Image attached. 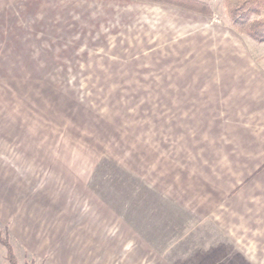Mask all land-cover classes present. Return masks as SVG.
<instances>
[{"label": "rangeland", "instance_id": "374dc122", "mask_svg": "<svg viewBox=\"0 0 264 264\" xmlns=\"http://www.w3.org/2000/svg\"><path fill=\"white\" fill-rule=\"evenodd\" d=\"M199 1L0 0L17 264H264V43Z\"/></svg>", "mask_w": 264, "mask_h": 264}, {"label": "trees", "instance_id": "16d2710c", "mask_svg": "<svg viewBox=\"0 0 264 264\" xmlns=\"http://www.w3.org/2000/svg\"><path fill=\"white\" fill-rule=\"evenodd\" d=\"M166 5H173L189 11L204 15L212 14L210 5L199 0H146ZM229 24L239 35L245 36L259 44L264 43V0H224ZM0 243L7 250L9 264H17L14 253L7 235L0 231Z\"/></svg>", "mask_w": 264, "mask_h": 264}, {"label": "crops", "instance_id": "0c3cea01", "mask_svg": "<svg viewBox=\"0 0 264 264\" xmlns=\"http://www.w3.org/2000/svg\"><path fill=\"white\" fill-rule=\"evenodd\" d=\"M13 1H15V3L17 2V0H13ZM257 170V169H256Z\"/></svg>", "mask_w": 264, "mask_h": 264}]
</instances>
